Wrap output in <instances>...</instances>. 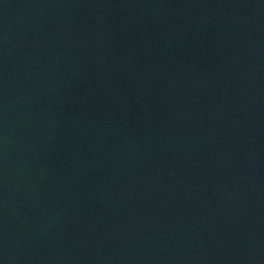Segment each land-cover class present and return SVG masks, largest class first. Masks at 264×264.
Masks as SVG:
<instances>
[{"label":"water","instance_id":"obj_1","mask_svg":"<svg viewBox=\"0 0 264 264\" xmlns=\"http://www.w3.org/2000/svg\"><path fill=\"white\" fill-rule=\"evenodd\" d=\"M0 264H264V0H0Z\"/></svg>","mask_w":264,"mask_h":264}]
</instances>
